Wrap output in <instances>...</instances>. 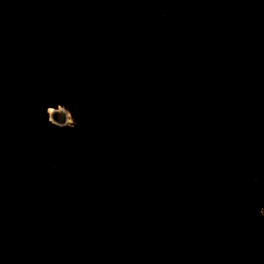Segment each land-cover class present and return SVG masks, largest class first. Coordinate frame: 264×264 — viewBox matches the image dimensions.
Instances as JSON below:
<instances>
[{
	"label": "trees",
	"instance_id": "16d2710c",
	"mask_svg": "<svg viewBox=\"0 0 264 264\" xmlns=\"http://www.w3.org/2000/svg\"><path fill=\"white\" fill-rule=\"evenodd\" d=\"M161 3L0 0V264H264V0Z\"/></svg>",
	"mask_w": 264,
	"mask_h": 264
},
{
	"label": "rangeland",
	"instance_id": "374dc122",
	"mask_svg": "<svg viewBox=\"0 0 264 264\" xmlns=\"http://www.w3.org/2000/svg\"><path fill=\"white\" fill-rule=\"evenodd\" d=\"M147 1L151 5L150 10L156 16L157 20L161 21L164 16L168 15L169 13L168 5L162 4L161 2H163V0H147ZM59 107L63 108L66 111L67 113V115L65 116L66 119H64L62 123L61 122L55 123L52 120L50 114H48L49 122L58 128H63L65 126H73L75 124V118H76L75 114L73 113V110L71 108L64 106L53 107L51 109H57ZM263 213H264V209H263Z\"/></svg>",
	"mask_w": 264,
	"mask_h": 264
},
{
	"label": "bare ground",
	"instance_id": "6f19581e",
	"mask_svg": "<svg viewBox=\"0 0 264 264\" xmlns=\"http://www.w3.org/2000/svg\"><path fill=\"white\" fill-rule=\"evenodd\" d=\"M49 114H50V116H51V118H52V120L55 122V123H60V120L63 118V119H66V115H67V113H66V111L63 109V108H61V107H59V108H57V109H50L49 111Z\"/></svg>",
	"mask_w": 264,
	"mask_h": 264
},
{
	"label": "water",
	"instance_id": "95a60500",
	"mask_svg": "<svg viewBox=\"0 0 264 264\" xmlns=\"http://www.w3.org/2000/svg\"><path fill=\"white\" fill-rule=\"evenodd\" d=\"M49 111V110H48ZM48 114H49V112H48ZM64 119L62 118L61 120H60V122L62 123V121H63Z\"/></svg>",
	"mask_w": 264,
	"mask_h": 264
}]
</instances>
